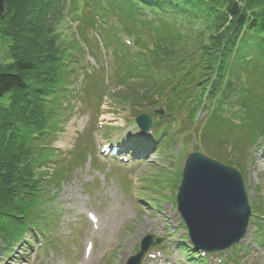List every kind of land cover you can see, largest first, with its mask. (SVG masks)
Masks as SVG:
<instances>
[{
    "label": "rangeland",
    "instance_id": "374dc122",
    "mask_svg": "<svg viewBox=\"0 0 264 264\" xmlns=\"http://www.w3.org/2000/svg\"><path fill=\"white\" fill-rule=\"evenodd\" d=\"M94 5L102 6L104 12ZM65 6L62 36L80 45L83 64L69 78L70 100L58 99L59 112L52 114L56 129L45 140L51 149L41 167L37 226L13 242L0 239V264H135V255L142 249L145 253L138 264H189L186 253L194 246L177 209L176 195L185 160L194 151L240 170L252 210L244 239L226 250L203 252L202 264H264V140L255 146L249 128L221 123L211 112L200 114L201 98L195 86L192 96L180 105L167 99L166 90L158 93V105L125 103L128 93L143 100L147 93L155 97L152 88L160 86L145 72L121 73L120 82L117 77L112 81L132 58L123 57L124 53L118 56L121 43L131 46L119 26L120 21H129L122 12L125 1L66 0ZM81 10L83 14L94 11L98 17L104 14L102 24L95 13L92 16L104 34L80 22ZM183 22L178 20L181 27ZM136 32L157 43L156 33L140 25ZM8 43L0 40V63L11 60ZM196 43H187L186 51ZM149 67L158 76L167 71L158 58ZM148 87L152 88L148 91ZM169 104L173 105L170 109ZM154 109L169 116L161 119L157 135L153 131L141 135L135 118L148 113L152 127L157 126L159 115ZM110 142L120 143L127 155L135 147L144 152L127 162L105 157L100 146ZM89 213L96 215L100 228L89 220ZM88 257L93 258L86 262ZM197 257L191 254L189 260Z\"/></svg>",
    "mask_w": 264,
    "mask_h": 264
},
{
    "label": "trees",
    "instance_id": "16d2710c",
    "mask_svg": "<svg viewBox=\"0 0 264 264\" xmlns=\"http://www.w3.org/2000/svg\"><path fill=\"white\" fill-rule=\"evenodd\" d=\"M3 1L0 40L9 41L11 56L10 62L0 63V239L7 243L37 226L41 167L51 149L45 140L56 129L52 114L59 112L58 99L70 100L69 78L83 62L80 45L64 41L60 29L66 0ZM123 1L127 6L122 12L130 22L120 21L119 26L132 45L121 43L118 56L124 53L123 57L132 58L113 78L120 82L121 73L145 72L160 83L157 89L151 87L155 97L147 93L140 100L128 93L125 103L158 105V93L166 90L167 99L180 105L192 96L195 86L200 114L207 110L221 123L249 128L252 143L259 146L264 140V0ZM94 7L104 12L102 6ZM94 13L81 10L80 22L104 34L92 17L96 15L102 24L104 14ZM178 20L184 21L182 27ZM138 25L156 33L159 45L137 33ZM112 27L117 35L118 29ZM80 35L86 42L82 31ZM192 41L197 43L187 52ZM157 58L167 70L161 76L149 67ZM161 122L156 120L155 133Z\"/></svg>",
    "mask_w": 264,
    "mask_h": 264
},
{
    "label": "water",
    "instance_id": "95a60500",
    "mask_svg": "<svg viewBox=\"0 0 264 264\" xmlns=\"http://www.w3.org/2000/svg\"><path fill=\"white\" fill-rule=\"evenodd\" d=\"M4 10V1L0 0V17ZM155 113L168 117L162 110ZM136 124L147 132L153 119L150 114L141 113ZM176 199L196 248L224 250L244 237L252 210L243 176L236 167L200 151L192 152L185 160ZM143 252L142 249L135 255V264Z\"/></svg>",
    "mask_w": 264,
    "mask_h": 264
},
{
    "label": "bare ground",
    "instance_id": "6f19581e",
    "mask_svg": "<svg viewBox=\"0 0 264 264\" xmlns=\"http://www.w3.org/2000/svg\"><path fill=\"white\" fill-rule=\"evenodd\" d=\"M97 222H98V221H97ZM100 224H101V222H100V223L98 222L99 228H100ZM103 224H104V221H103ZM101 229H102V228H101ZM92 258H93V257H88V259H87V261H86V262H89V261H91V260H92Z\"/></svg>",
    "mask_w": 264,
    "mask_h": 264
}]
</instances>
